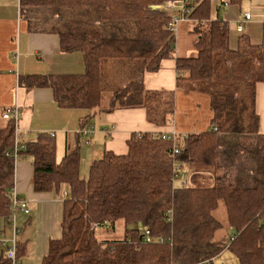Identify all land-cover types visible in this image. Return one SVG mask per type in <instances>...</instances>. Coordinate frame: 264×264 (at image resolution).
Returning <instances> with one entry per match:
<instances>
[{
	"label": "trees",
	"instance_id": "16d2710c",
	"mask_svg": "<svg viewBox=\"0 0 264 264\" xmlns=\"http://www.w3.org/2000/svg\"><path fill=\"white\" fill-rule=\"evenodd\" d=\"M165 1L18 0L29 29L47 25L38 28L58 35L60 51L81 52L85 67L79 74H22L18 84L49 87L57 106L84 110L82 121L99 109L106 93L105 110L140 107L148 122L164 127L175 113V95L147 88L145 76L174 54ZM193 4L190 31L196 54L175 57L182 74L176 87L206 99L210 127L186 134L172 130L184 136L174 156V142L161 138L169 132H132L125 153L105 150L82 179L77 147L56 161L55 142L42 132L14 158V119L0 125L2 231L17 158L32 159L35 191L67 188L60 237L49 240L38 264L210 263L225 246L240 264H264V134L254 108L255 85L264 81V48L247 37L231 48L226 22L210 17V0ZM174 161L191 171L188 183L174 185L180 167ZM219 201L233 229L226 240L215 239L221 223L212 211ZM117 221L123 224L122 236L102 240L99 228L113 231ZM145 228L153 239L149 242L143 240ZM17 245L20 257L22 245ZM0 264H6L2 254Z\"/></svg>",
	"mask_w": 264,
	"mask_h": 264
},
{
	"label": "crops",
	"instance_id": "0c3cea01",
	"mask_svg": "<svg viewBox=\"0 0 264 264\" xmlns=\"http://www.w3.org/2000/svg\"><path fill=\"white\" fill-rule=\"evenodd\" d=\"M16 1L7 3L5 0H0V125L5 122L2 117L4 110L16 105L19 109L16 134L21 146L35 140L39 133L45 132L55 142L56 161H59L67 150L77 147L80 154L79 171L81 163L85 162L88 165L86 169L88 172L91 162L100 158L105 150H112L118 154L125 153L126 141L132 132L176 130L186 134L206 127L205 120L194 115L199 108L197 103L193 102L191 105L195 106L189 109L193 116L186 119L185 124L171 115L170 121L164 127H158L146 120L145 110L140 107L105 110L109 105L107 94L106 100L101 99L99 109L89 119L82 121L87 115L84 110L57 106L49 87L26 89L20 86L18 77L22 74H79L84 72L85 67L81 52L60 51L59 37L56 33L38 27L29 29L27 23L20 18ZM218 1L222 5L218 4ZM224 1L210 0V17L226 22L230 47L236 48L239 41L247 37L254 46L264 48V0H241L239 3L226 2V4ZM245 13L250 14L248 19L244 17ZM238 24L241 25L240 31L236 30ZM192 28V23H188V29ZM177 56L179 55L173 54V57L163 59L156 72L145 76V86L149 89L173 91L172 88L176 86L175 57ZM202 99L207 105L206 99L203 97ZM254 108L259 119V133L264 134V81H259L255 85ZM84 123H86L84 126L91 125L93 128L88 143H84L80 131ZM174 164L179 165L178 162ZM185 168L188 172V183L191 171L186 166ZM32 172L33 163L29 156H21L15 160L13 189L19 199L26 201L29 209L27 214L16 210L15 221H18V241L22 245L20 257L24 250H28L27 246L32 245L35 259L40 261L47 252L49 240L60 237V221L65 197L63 191L67 192V188L62 185L60 193L55 190L37 192L32 187ZM204 176L210 178V175L204 174ZM80 177L85 179L87 173L84 177ZM222 204L224 208L222 215L225 214L227 222L225 206L223 202ZM219 205L220 201L212 211L214 217V211ZM26 227L29 228V233L24 239H19L21 228L25 231ZM10 234L11 230L2 231L0 228V237ZM228 235L230 234L219 239L226 240ZM226 249L228 248L225 246L222 252Z\"/></svg>",
	"mask_w": 264,
	"mask_h": 264
},
{
	"label": "rangeland",
	"instance_id": "374dc122",
	"mask_svg": "<svg viewBox=\"0 0 264 264\" xmlns=\"http://www.w3.org/2000/svg\"><path fill=\"white\" fill-rule=\"evenodd\" d=\"M5 1H7V3L14 2V0H5ZM220 3L221 2L218 1V4ZM16 4H18V0L16 1ZM220 5H222V3ZM190 22L192 21H185V22L178 23L179 24L178 29L175 34L174 55L176 54L179 56H192L196 54V48H194L193 41H192L195 38V34L188 29V23ZM36 26L37 27H47V25L43 23H37ZM192 27H193V24H192ZM176 75L179 76L180 73L176 72ZM172 89H173V94L175 95V98H176V110H175V113L173 114V116H175V119L177 118L178 120H180L181 122L185 124L186 119H189L193 116L189 112V109L195 106V105H191V103L193 102V103H197L198 104L197 107L199 108L198 111L194 112V115L197 118H202L203 120H205L204 125H206L207 127H210V123L208 121L209 114L207 115V112H208L207 105L206 103L204 104V100L202 99V97L198 95H188L191 93H188L187 91H185L186 87L183 88V85L178 86V87L175 86ZM102 98L106 100L107 94L105 93ZM87 167H88L87 163L85 162L81 163V168L79 171L80 176L84 177L86 175ZM187 180H188V172L185 166L181 165L180 167H178V176L174 178L173 183L176 186H180L182 184H186ZM210 183L211 182L208 181V182H205L204 184L208 185ZM223 210H224L223 204L220 201L219 207L214 211L215 217L221 223V228L215 234V238L217 240L223 236H226L227 234H231L233 231L232 228L226 222L225 214L222 215ZM17 222H16V225L18 224ZM2 225L3 223L0 221V228L2 227ZM5 229L9 232L10 230L9 224L5 225ZM114 229L115 230L112 231L105 226H101L98 232L99 237L102 240L119 239L122 236L123 224L117 221L115 223ZM28 233H29L28 227L25 228V231L24 229L22 230L21 228L19 239H24ZM27 249L28 250L26 251L24 250L22 257H20L21 263L22 264H37L39 260H37V258L35 259L34 257V246L32 245H30V247L27 246ZM198 264H203V263H198ZM209 264H239V260L235 253H233L229 249H226L223 252L221 251L216 257H214Z\"/></svg>",
	"mask_w": 264,
	"mask_h": 264
},
{
	"label": "built area",
	"instance_id": "2783aa9c",
	"mask_svg": "<svg viewBox=\"0 0 264 264\" xmlns=\"http://www.w3.org/2000/svg\"><path fill=\"white\" fill-rule=\"evenodd\" d=\"M193 2L194 0H166L163 3L162 7L165 8V10L169 11L171 14L170 30H172L174 33L177 29L178 23L192 20V18L190 17V13L192 12L194 8ZM224 4H226V2ZM244 17L248 19L250 17V14L245 13ZM236 30L237 31L241 30L240 24L236 26ZM18 112H19L18 107L16 105H13L4 110V112L2 113V117L4 119L13 118L15 127H16L17 120H18ZM92 129L93 128L91 125H86L80 129L81 135L83 136L84 143L89 142V136L92 133ZM183 137L184 136L180 137L175 131H171L167 134L161 135L162 139H171L174 142L173 149L171 151L172 156H174L175 154L179 152L178 145L180 144ZM22 147L24 146L20 145L18 141V136L16 134V129H15V139H14L13 151H12L14 158L17 157L18 150ZM63 194L65 195L67 194V192L63 191ZM11 199L12 200H11V205H10V213L6 219L7 224H9L10 226L11 234L10 236L4 235L0 237V254H2L4 259L6 260V264H22L20 257L18 255V245L17 244H18L19 229L15 221V211L21 210L25 214H27L29 212V209L27 207L26 201L19 199L16 196V191L13 188L11 190ZM143 232L145 235L143 238L144 241L149 242L153 240L150 237L148 229L145 228ZM159 240L161 241L162 238H159ZM205 263H207V261Z\"/></svg>",
	"mask_w": 264,
	"mask_h": 264
}]
</instances>
